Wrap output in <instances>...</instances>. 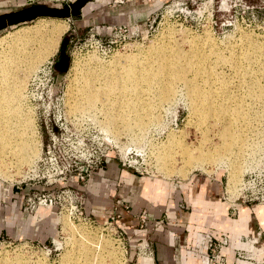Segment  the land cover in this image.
<instances>
[{
	"label": "rangeland",
	"instance_id": "374dc122",
	"mask_svg": "<svg viewBox=\"0 0 264 264\" xmlns=\"http://www.w3.org/2000/svg\"><path fill=\"white\" fill-rule=\"evenodd\" d=\"M75 1L0 0V14L32 5L63 8ZM127 8L143 9L148 16H144L141 23H125L124 20L117 23L112 21L113 19L103 17L106 13L111 12L110 9L121 11ZM51 26L53 28L63 26L60 29L59 41L57 40L54 47L44 49V59L28 74L20 86V92H22V94L20 93V102L33 120V134L31 136L34 135L32 139L36 145L35 163H32L33 166L23 165L18 168L14 162L7 168L6 174H0V200L8 202L10 205L15 196L19 195L22 211L36 222L43 220L38 215V210L40 208V211L48 209L53 222L49 230L52 235H47L45 239L33 237L18 239L3 236L0 238V263L75 264L77 261L74 250L76 243L73 241L84 233V235L104 243L106 249L97 251V253L101 252L102 264H155L152 233L150 234L147 230L146 216L143 213L133 217L138 222L134 229L132 228L133 223L121 222L124 219L123 213L130 214V207L118 200L114 204L112 214L103 222H97L85 213L86 197L83 190L90 182L93 174L104 166L105 160L108 159L115 160L123 169L127 168L124 161H130L131 165L138 169V171H134V174L140 179L146 180L143 183L153 181L160 184L177 185L188 183L194 177L206 178L212 182L214 180L223 191L226 189L228 192L227 185L231 187L238 182L249 180L252 184L253 196L259 198L261 195L264 196V94L256 92L249 95L245 85H243L254 80L261 86L264 84V76L261 71L264 67V0H90L77 18H39L0 31V70L3 66H10L11 70L12 65L9 63L12 59L20 62L18 68L22 69L23 46L17 43L13 44V38L23 34L22 31L31 33V31L49 30ZM181 31H183V35H180ZM183 38L185 43L186 40L197 42L204 39L210 40V47H213L210 49H214V51L216 49L218 53L230 61H239L240 67L243 66L240 69L243 70L242 74L247 73L242 75L244 77L241 82L231 63H226L228 61L225 60L226 62L221 64L213 60L215 59L213 55L209 56L208 64L215 67L214 70L219 77L224 76L225 78H223L231 83V86L228 83L229 91L232 93L230 96L232 95L233 99L239 100L236 102L233 100L234 104L231 102L232 107L234 108L243 102L240 106H242L244 113L249 114L248 118L251 119L248 124L242 122L241 125L240 122L239 125L237 124L238 127L235 125L242 130L239 131L242 133L244 144L241 146L240 153L242 155L240 154L238 157L237 171L233 169L231 154L226 156L220 153L221 157L216 151L224 143V138L220 133L221 125L218 126L214 121L207 120L210 122H206L207 124L201 127L199 117L194 114L190 105L189 93L182 86L175 90V93L172 94L173 98L171 96L166 104L163 102L158 105L155 110L158 123L146 124V128L142 132L145 133H141L142 135L135 128L132 129L135 130V133L137 132V137H141L139 141L134 139L136 137L134 132L132 136L121 128L118 130V128L113 127L110 128L111 131H106L105 126L102 127L104 118L100 111L102 107L100 104H97L95 111L68 113L69 115L66 113L68 112V100L70 97L77 96V91H82L79 88L81 89L80 86H85V84L80 82H84L85 77L90 80L96 79L92 83L96 88L99 86L101 88L103 85H100V81L104 82L113 77L102 73V70L116 66L119 57L136 56L139 52L145 55L150 44L170 45L175 43V39L176 42L182 44L183 48H187ZM251 44L261 49L258 54L260 53L262 59L258 54L254 55L256 56L252 57L254 62L249 64L242 54H244L245 49L251 47ZM40 48L42 47H33L34 51ZM238 51H240L241 56ZM66 59L70 60L68 69L61 74L60 70L63 66L61 61ZM112 64L113 66H111ZM229 65L231 68L228 67ZM245 65H249L248 69H253V72L248 70V66ZM258 70L259 73L254 74ZM89 71L92 75L83 73ZM0 73L3 74L1 71ZM82 73L83 75H81ZM1 74L0 82L2 83L0 84L3 87L0 85V90L6 86L5 89H7L9 88L7 84H11V82L9 80L2 81L4 76L1 77ZM250 74L251 77H249ZM19 76L21 75L19 74ZM12 79L10 78V80ZM121 79L127 80L126 77ZM238 79L239 83L236 82ZM235 83L240 86L237 87L238 85ZM213 85L215 91L218 87L217 81ZM157 91L146 90L142 92L144 94L141 95V98L144 99V102L150 100V103L153 101L157 104ZM243 91H246L247 94ZM254 94L259 96L255 98ZM81 95L78 94V96ZM114 95L117 96L115 93L108 97V99L110 98L109 102L116 100ZM218 97L221 100L220 96ZM219 99L216 101L220 102ZM79 116L89 120L77 121L75 118ZM112 130L119 131L120 134L113 133ZM184 152L187 153L182 154ZM99 154H102L101 158ZM208 154L210 158H208ZM197 156L205 157L202 158L204 159L203 162H197L195 159ZM31 166L32 168H30ZM84 168L91 173L89 179L87 181L75 179V176ZM232 170L236 171L234 173L236 175L233 177L231 176ZM54 180H57L56 183L49 184ZM24 188H26L25 191ZM65 188L73 189L83 198L85 220L84 217L80 220L76 218L68 202H61L63 209H60V206L52 209L45 206L38 208V196L43 195L44 198L42 199L46 200V204H49L50 201L53 202L51 195H54L55 191ZM230 195L232 196V194ZM30 198L32 200H29ZM227 202L229 208L232 201ZM227 202L223 201L222 203ZM117 203L120 205L117 206ZM216 204L218 209H223L226 213L227 206L225 204ZM259 209L261 210L260 206ZM115 210L118 212L119 218L114 215ZM258 215L261 217L259 213ZM248 216L244 224L247 226V221H249V230L242 232L246 235L254 230V219L250 214ZM111 217L113 220L110 219ZM231 217L230 220H239L237 212ZM257 228L259 229V227ZM233 230H226L231 234V239H234L233 234L235 237L241 234L238 229L234 230L235 233ZM262 230L263 228L256 235L241 237L236 249H231L229 256L227 255L230 252V250L227 251L229 248L227 238L214 239L210 235L211 233L204 232V239L201 241L200 247H206L207 251L205 254L202 253V256L208 258V264H264V231ZM157 236L159 237L158 234ZM193 243L194 238L190 243V249L198 253L199 248L195 247ZM210 243L215 244L213 251L208 249ZM110 258H114V261Z\"/></svg>",
	"mask_w": 264,
	"mask_h": 264
},
{
	"label": "bare ground",
	"instance_id": "6f19581e",
	"mask_svg": "<svg viewBox=\"0 0 264 264\" xmlns=\"http://www.w3.org/2000/svg\"><path fill=\"white\" fill-rule=\"evenodd\" d=\"M50 28L51 29L49 30H46V29L38 30L39 29L38 28L37 29L38 31L34 30L35 32L31 31V33H26L27 31L26 32L22 31L21 33L23 34H20L16 36L15 38H13L14 39L13 44L17 43L23 46L22 47L23 56L21 59L22 69L18 68V65H20L18 63L20 62H18L15 59H12L11 63H9L12 65L11 70H10V66L9 67L3 66V68H1L0 70L1 72H3V74L0 73L1 77L2 75L4 76V79L2 81L9 80L11 82V84L9 83L10 85L4 82L9 86V88L5 89L7 87L5 85L6 87L4 86L5 88L0 90V174L1 175L6 174L7 168L13 165L14 162H15V166H17L18 168L23 165L26 166V165H32V163H35L34 161L37 155L36 149H35L36 145L34 144V141L32 139L34 135L31 136L33 134V120L28 115V111L24 109L23 104H21L20 102L21 94H22V92H20V86L21 84L24 83L28 74L31 73L38 66V63L42 62V60L44 59L45 50H47L48 48H52V46L54 47L56 45V42L60 37L61 28H53L52 26ZM182 32L183 31H181L180 35H183ZM183 41H184V44H186L187 48L186 47L183 48L182 44L178 43V41L176 42V39H175V43L170 44V45L169 44H165V45L164 44L163 45L161 44L151 45L150 44V47H148L147 51L145 52V55H143L142 52H139V54H136V56L134 55L121 56L118 58L119 62L114 59V61L118 62L116 66H113L112 64L111 66L113 67H111V69L109 67V69L104 70V71L102 69H99V70H102V73H105L108 76H113V77H110V79H106V81L104 82H101L98 79V81H100L99 83H101L100 85H103L101 88L99 84H97L98 81L95 82L99 86L98 88H96L94 86V83H92L96 79L90 80L87 77H85L86 80H84V82L79 81L80 83H84L85 86H80L81 85L80 84L79 86L81 87V89L79 88V90L80 91L82 90V91L81 92L77 91V96L70 97V99L67 102L68 112L66 113L74 114V113H87V111H92V110L95 111L97 104H100L102 106L100 108L101 109L100 111L104 118V123L102 122V127L105 126L106 131H111L110 128L116 127L118 128V130L119 128H121L125 132H128L129 135L132 134L135 130H137L139 134H141L146 128V124H149L150 122L154 123L158 121V116L155 114V110L158 108V105L162 104L163 102L166 104V102H168L167 100L172 96L173 93H175V90L179 88V86L180 88L182 86L188 91L187 93H189L190 105L192 106V110L194 114H196L199 117V124L201 125V127L204 124H207L206 122H210L207 120H211V122L214 121L216 124H218V126L221 125L220 127L222 128L220 130L221 131L220 133H221L222 138H224L223 140L224 143L221 147H219V149L217 148L218 150L216 151H218L219 154L221 153L222 155H226V156L227 154H231L232 166H233V169L236 170V167L238 166L237 164L239 162L238 157L241 154L240 152L242 150L241 146L244 145L242 141L243 139L241 136L242 133H240V131L242 130H240L241 128L240 129L237 128L238 127L237 124L239 125L240 122H241V125H242V122L243 124L244 123L248 124L251 119L248 118L249 114L247 115V113L246 112L244 113V111L242 110V106H240L243 103L242 101L240 105H236L237 104L236 103L235 104L236 106H234V108L232 107L234 104V102L232 101L234 100L236 102L239 100L233 99L232 95L230 96L231 92L229 91L230 90L229 86H231L230 85L231 83L227 81L226 79H224L225 78L224 76L219 77V75L214 70L215 67H213V65L211 66V64H208V59L210 58L209 56L213 55L215 58L213 60L214 61L216 60L220 62L221 64L222 62L224 63L226 61H228L226 63H231L234 66L235 70L237 71L238 73L237 76L240 77L241 82L244 77L242 75L245 74L246 72L242 74L243 70H240V69L243 68V66L240 67V64H238L239 61L238 62L230 61L228 58L226 59L224 58L222 54L218 53L216 49L215 51L214 49L213 50L210 49V48H213V47H210V43H211L210 40L204 39L199 42L186 40V43H185V39ZM35 46L37 48L38 47H42V48L34 51L33 47ZM250 46L251 47L245 49L244 54H242L244 55L246 62L248 61L249 64L254 62V60H252V57L254 55H257L258 52L261 50L256 45L251 44ZM239 52L240 51H238V53ZM260 57H261L260 59H262V56ZM235 58L237 59V56ZM255 61H258V60H255ZM245 66H248L247 69L249 68V65H245ZM228 67H230V65ZM262 68L263 70L261 71H262V75L264 76V67ZM245 70L246 68L244 69V71ZM248 70H251V68ZM261 71H260V75H261ZM89 72H83V73H88L87 75H90L91 72L90 73ZM257 72L259 73V70L254 72V74ZM83 73L81 75H83ZM19 74L21 76L18 77ZM125 77L127 78V80L121 79ZM249 77H251V74ZM10 78L11 79L13 78V79L10 80ZM216 81H217L218 87L216 88L217 90L215 89L214 91L213 84L214 83L216 84ZM236 82L239 83V79ZM256 82L257 81L254 80V81L246 82L245 84H243L245 85L246 90L249 92L248 93L249 95L250 93L252 94L256 92H258L259 94L261 93L264 94V84L261 86L259 82H258L259 84H257ZM260 82H261V79H260ZM228 83H229V86H228ZM0 85L2 86V84ZM239 86L240 85H238L237 87ZM146 90L147 91L158 90L157 91L158 93V97H157L158 103L157 104H155L153 101L152 103H150L151 102L150 100L149 102L143 101L144 99L141 98V95H143L144 93L142 94V92H145ZM243 92H246V91H243ZM79 93L80 95L81 94L82 95L78 96ZM115 93L117 96L114 95L116 97L114 99L116 100L111 101L113 100L111 99L110 100L111 102H109L110 98L108 99V97ZM131 95L132 97H130ZM218 96H220L221 100L219 99ZM258 96L255 95V98ZM216 99L217 100L219 99L220 102L216 101ZM231 102L233 103L232 105H231ZM75 119L77 121L89 120L82 116H79ZM226 120L228 124L226 123ZM134 128L135 130H132ZM113 133H119V131L118 132L113 131ZM136 133L134 136H136ZM140 138L141 137L136 136L134 139L136 141L137 140L139 141ZM186 153L187 152H184L182 154H186ZM219 154L217 156H219ZM186 156H190V155H186ZM206 156L207 154L205 155V157ZM205 157L197 156L195 159H197V162H203L202 160L204 159L202 158H205ZM208 158H210V155ZM215 159H214V162H215ZM160 161H163V160H160ZM207 161H210V160H207ZM124 162L126 163L125 166L128 169H131L133 171H138V169H136L133 165H131L130 161L125 160ZM32 166L30 168H32ZM235 170H232L233 171L231 173L232 177L236 175L234 173L237 170L236 171ZM239 186H240V182H238L237 184L231 187L227 185L228 192L232 194V196L233 195L236 196L235 194L238 191ZM224 204L227 206V210H228L229 203L227 202ZM216 206L217 204H215V207ZM212 213L216 214V216H219V217H216L215 221L218 222L217 220H219L220 223L218 224L222 226L224 230L238 229V232H241V233L243 231L247 232L249 230V227H250L249 221H247V226L246 224H244L245 219H248L249 217L248 213L241 214L239 220L237 221L226 218L223 214L224 210L218 209L217 207ZM77 232H75V234H77ZM233 237L235 238L234 234H233ZM75 241H73L74 243H76L74 250H75V256H76L77 261L75 262V264H102L103 263L101 252L97 253V251L99 249L105 248L104 243H102L101 241H97L94 238H90L84 235V233L78 236ZM99 251H102V250H99ZM0 264H11V263L4 262Z\"/></svg>",
	"mask_w": 264,
	"mask_h": 264
},
{
	"label": "crops",
	"instance_id": "0c3cea01",
	"mask_svg": "<svg viewBox=\"0 0 264 264\" xmlns=\"http://www.w3.org/2000/svg\"><path fill=\"white\" fill-rule=\"evenodd\" d=\"M150 7L154 10L152 4ZM110 11L112 13L108 12L103 17L117 23L122 20L125 23H141L143 17L148 16L143 9ZM143 181L146 180L140 179L131 169H123L115 160H105L104 166L93 174L83 190L86 197L85 213L93 220L103 222L112 214L118 200L130 207L129 215L122 212L124 219L121 222L133 223V229L138 223L133 217L143 213L146 216L147 230L152 233L155 264H208V258L202 256L207 249L200 247L204 232L211 233L214 239L227 238L229 256L231 249H236L241 237L256 235L261 228L264 231V207L260 206L259 211V205L245 204L238 208L237 217L240 218L244 213L250 214L254 219V230L250 234L241 233L234 239L230 238L231 234L218 225L220 221H215L219 216L211 212L215 210L216 203L224 204V191L214 180L212 182L206 178L194 177L188 183L177 185ZM20 201L19 195L15 196L10 205L0 200V238L11 236L18 239H45L47 235L51 236L49 230L53 222L49 210L40 211V208L38 215L43 220L36 222L31 216L24 214ZM223 214L226 218H232L229 210ZM193 238V245L199 248L198 253L190 249Z\"/></svg>",
	"mask_w": 264,
	"mask_h": 264
},
{
	"label": "built area",
	"instance_id": "2783aa9c",
	"mask_svg": "<svg viewBox=\"0 0 264 264\" xmlns=\"http://www.w3.org/2000/svg\"><path fill=\"white\" fill-rule=\"evenodd\" d=\"M29 2H32V0H27ZM100 158L102 157V154ZM98 155V156H99ZM99 158V160H100ZM91 173L89 170L87 169H82L76 176L75 179H80L81 181L84 180H88L90 177ZM57 180H54L53 182H50L49 184L52 183H56ZM251 182L249 180H246V182H240V186L238 191L236 192V196H231L227 190L225 189L222 195V200L227 202L229 200L232 201L231 206L229 207V214L230 216H234V214L237 212L238 208L242 205L245 204H250V205H259V206H263L264 207V196L261 195V197L259 198L258 196H253L254 193L251 192ZM54 195H51L53 198V202H49V204H46V200H43L42 198H44L43 195L38 196V203L37 206L38 208L41 206H45L49 209L52 208H56L57 206H60V209H63L61 205V202H68L69 207L72 209V211H74V215L76 216V218L78 220H80V218H83L84 220L86 219V216L84 215V200L81 196L78 195V192H74L73 189H69V188H65V189H61L59 191H55L53 193ZM57 198V199H56ZM29 200H32L31 198ZM120 204L117 203V206H119ZM67 210V209H66ZM117 210V208H116ZM115 210V211H116ZM114 215L117 216V218H119L118 212L116 211L114 213ZM111 220H113V217L110 218ZM213 245L210 243L208 249L210 251H213Z\"/></svg>",
	"mask_w": 264,
	"mask_h": 264
},
{
	"label": "water",
	"instance_id": "95a60500",
	"mask_svg": "<svg viewBox=\"0 0 264 264\" xmlns=\"http://www.w3.org/2000/svg\"><path fill=\"white\" fill-rule=\"evenodd\" d=\"M90 0H76L65 5L63 8H54L43 5H32L16 11L4 12L0 14V31L15 27L24 23L32 22L39 18H77L81 15L82 9ZM69 59L62 60L60 73L66 72L69 65Z\"/></svg>",
	"mask_w": 264,
	"mask_h": 264
}]
</instances>
